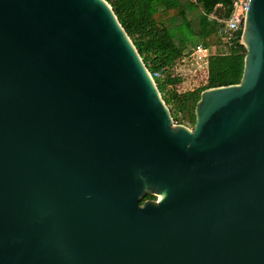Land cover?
<instances>
[{
    "label": "water",
    "instance_id": "1",
    "mask_svg": "<svg viewBox=\"0 0 264 264\" xmlns=\"http://www.w3.org/2000/svg\"><path fill=\"white\" fill-rule=\"evenodd\" d=\"M240 37L190 128L106 0H0V264H264V0Z\"/></svg>",
    "mask_w": 264,
    "mask_h": 264
},
{
    "label": "trees",
    "instance_id": "2",
    "mask_svg": "<svg viewBox=\"0 0 264 264\" xmlns=\"http://www.w3.org/2000/svg\"><path fill=\"white\" fill-rule=\"evenodd\" d=\"M106 1L148 70L158 73L154 80L175 122L193 126L194 108L203 89L239 82L246 49L238 41L227 47L217 34L218 24L207 18L215 9L218 16L227 15L230 0ZM196 43L214 49L205 67L192 73L201 74L205 84L187 89L184 78L190 74L178 72L176 64L186 48ZM150 196L145 194L140 203Z\"/></svg>",
    "mask_w": 264,
    "mask_h": 264
},
{
    "label": "built area",
    "instance_id": "3",
    "mask_svg": "<svg viewBox=\"0 0 264 264\" xmlns=\"http://www.w3.org/2000/svg\"><path fill=\"white\" fill-rule=\"evenodd\" d=\"M248 0H230V11L225 16H218L216 9L207 14V18L215 21L217 25V34L221 41L227 46H231L235 41L241 43L240 32L245 20L246 6ZM208 47L202 44H195L191 49L184 54L181 60L198 66L199 69L205 67L208 56L212 53ZM198 69V70H199ZM151 73V72H150ZM155 78L157 72L151 73Z\"/></svg>",
    "mask_w": 264,
    "mask_h": 264
},
{
    "label": "rangeland",
    "instance_id": "4",
    "mask_svg": "<svg viewBox=\"0 0 264 264\" xmlns=\"http://www.w3.org/2000/svg\"><path fill=\"white\" fill-rule=\"evenodd\" d=\"M196 44H199V43H196ZM201 44V43H200ZM203 45V44H202ZM194 46V45H189L185 52L187 53L191 47ZM211 51H213L214 47L213 46H207ZM176 66H178L177 71L178 72H181V73H187V74H190L189 76H186L184 79L186 80V82L188 84H185V88H197V87H200L202 86L203 84H205V79L202 78V75L201 74H197L196 76H192V73L196 71L197 73V70L199 69L198 66H194V64H191V63H188L187 61L185 60H181L180 62H178L176 64ZM191 72V73H189ZM199 72V71H198ZM173 123L174 124H178L177 122H175L173 120ZM179 124H182V123H179ZM185 125V124H183ZM187 126V125H186ZM188 127H192V126H188Z\"/></svg>",
    "mask_w": 264,
    "mask_h": 264
},
{
    "label": "flooded vegetation",
    "instance_id": "5",
    "mask_svg": "<svg viewBox=\"0 0 264 264\" xmlns=\"http://www.w3.org/2000/svg\"><path fill=\"white\" fill-rule=\"evenodd\" d=\"M149 195H151V196L145 198L144 200H146V199H147V200H156V199L158 198L156 195H152V194H150V193H149ZM144 200H143V201H144Z\"/></svg>",
    "mask_w": 264,
    "mask_h": 264
},
{
    "label": "bare ground",
    "instance_id": "6",
    "mask_svg": "<svg viewBox=\"0 0 264 264\" xmlns=\"http://www.w3.org/2000/svg\"><path fill=\"white\" fill-rule=\"evenodd\" d=\"M160 197V196H159Z\"/></svg>",
    "mask_w": 264,
    "mask_h": 264
}]
</instances>
